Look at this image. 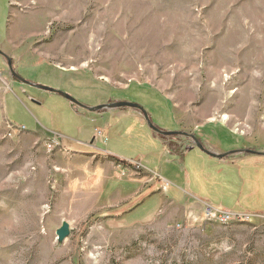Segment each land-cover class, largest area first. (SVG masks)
<instances>
[{"label":"rangeland","instance_id":"rangeland-1","mask_svg":"<svg viewBox=\"0 0 264 264\" xmlns=\"http://www.w3.org/2000/svg\"><path fill=\"white\" fill-rule=\"evenodd\" d=\"M0 49L21 77L85 106L28 86L2 58L0 264H264V219L208 218L168 198L141 166L160 148L146 119L88 109L132 101L165 131L174 118L175 131L211 127L225 142L236 130L239 160H253L264 152V0H0ZM18 81L26 92L5 103ZM155 134L186 150L185 172L200 165L191 137ZM220 198L264 212L263 189L256 203Z\"/></svg>","mask_w":264,"mask_h":264},{"label":"crops","instance_id":"crops-1","mask_svg":"<svg viewBox=\"0 0 264 264\" xmlns=\"http://www.w3.org/2000/svg\"><path fill=\"white\" fill-rule=\"evenodd\" d=\"M2 58L3 56L0 54V65L2 63ZM23 85H21L19 81L16 85H12V89L6 93L5 103H7L8 97L12 99L10 96L12 95L11 93H15L14 89H22L23 92H26ZM116 99H125V97H116ZM106 112H109L110 117L113 118L123 114L134 116L141 123V126H144L146 123L143 114L135 109L110 108ZM148 113L150 115L149 111ZM173 129L178 130L175 118ZM211 129V127H207V129L205 128L200 132H196L197 135H195L202 139L205 147L210 151L216 154L229 152L232 153L231 156L228 155L229 157L225 156V158L213 157L207 155L199 148L198 150H200L199 152L201 153L195 151L192 153L193 148L197 147L191 145L189 146L190 148L188 147L186 149H190L189 153L193 155V161L199 162L200 165L188 169L185 172L182 161H185L184 152L186 150H184L183 153H180V151L169 149L160 136H157L151 129L153 133L152 142L157 146H160V148L156 149L154 152L143 155L145 162H143V164L141 163V166L155 174H159L162 182L161 184L164 186L162 194L167 195L168 198L177 202L183 201L185 204H190L193 210H203L206 205H211L237 213L238 211L223 205L220 196L233 195L234 197H237L239 205L245 201L256 203L253 198L259 195L260 189L264 190V154L254 155V159L249 162H244L243 159L239 160V150L244 148H241V145L238 143L239 137L236 135V130H228L227 132L231 136H235L236 139L230 142H225L220 141V134H217L216 131L214 132ZM102 154L110 155L115 159H118L108 151H104ZM239 170L240 175L243 170L246 174L241 177L242 187L239 190V193H237L236 182L239 177ZM225 173H232L234 178L232 180L221 178ZM257 179H260V181L262 179L263 182L256 183ZM246 184L250 186V189L245 193L244 185ZM117 187L124 191L126 190L125 188H127L126 185L120 184ZM249 205L252 206L251 204ZM250 211L251 210L243 212L239 211L238 213L248 217H254V219H264V212Z\"/></svg>","mask_w":264,"mask_h":264},{"label":"water","instance_id":"water-1","mask_svg":"<svg viewBox=\"0 0 264 264\" xmlns=\"http://www.w3.org/2000/svg\"><path fill=\"white\" fill-rule=\"evenodd\" d=\"M0 54L5 57L7 59L8 62V67L11 70L12 75H14L16 78H18L19 80H21L23 83L28 84L29 86L32 87H37L49 92H53V93H58L61 95H65V97L70 101L72 107L75 106H80V107H85L82 103H80L77 99L73 98L72 96L66 95L65 93H63L61 90L55 89V88H51V87H47V86H43V85H39L38 83L32 82V81H28L26 79H24L23 77H21L13 68V61L12 59L4 52L0 49ZM131 108V109H135L139 112H141L144 116V118L146 119V121L148 122V124L150 125L151 129L154 131V133H157L158 135L161 136H173V135H184V136H188L191 137L194 140V145L199 148L201 151H203L204 153H206L207 155L213 156V157H218V158H225V156H228L229 152L227 153H222V154H216L212 151H210L208 148L205 147V145L200 141V139L198 137H196V135L192 134V133H187V132H183V131H165L161 128H159L158 126H156L155 124L151 123L150 121V115L148 113V111L143 107L140 106V104L132 102V101H117V102H109V103H105V104H101L99 106L96 107H89L88 109L90 111L93 110H102L105 108ZM87 108V107H86ZM241 152L245 151L244 149L239 150ZM249 152L252 153H260L257 151H252V150H248ZM234 152V151H233ZM260 154H264V153H260ZM69 234V230L66 227H63L60 231V235L61 237H66Z\"/></svg>","mask_w":264,"mask_h":264},{"label":"built area","instance_id":"built-area-1","mask_svg":"<svg viewBox=\"0 0 264 264\" xmlns=\"http://www.w3.org/2000/svg\"><path fill=\"white\" fill-rule=\"evenodd\" d=\"M205 214L208 218H219L222 221H229L233 218L243 220L245 219L246 215L234 213L232 211L223 209V208H217L211 205H206L205 207Z\"/></svg>","mask_w":264,"mask_h":264}]
</instances>
